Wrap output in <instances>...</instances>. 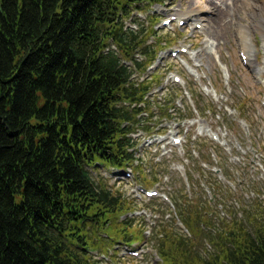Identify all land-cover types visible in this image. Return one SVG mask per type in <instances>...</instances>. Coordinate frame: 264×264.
I'll return each instance as SVG.
<instances>
[{"label": "trees", "instance_id": "obj_1", "mask_svg": "<svg viewBox=\"0 0 264 264\" xmlns=\"http://www.w3.org/2000/svg\"><path fill=\"white\" fill-rule=\"evenodd\" d=\"M163 1L0 0V264H98L93 250L146 239L121 219L131 201L93 173L138 164L129 132L153 87L133 74L158 50L124 21ZM171 199L188 232L154 228L160 262L264 264L254 214L251 227L233 216L219 228L210 199Z\"/></svg>", "mask_w": 264, "mask_h": 264}, {"label": "rangeland", "instance_id": "obj_2", "mask_svg": "<svg viewBox=\"0 0 264 264\" xmlns=\"http://www.w3.org/2000/svg\"><path fill=\"white\" fill-rule=\"evenodd\" d=\"M213 2L215 7L207 0L143 4L133 8L124 21L125 29L147 38L150 51L158 50L151 54L150 62L147 56L138 57L146 66L133 74L135 82L145 80L153 87L145 106L148 110L139 112L138 123L129 132L138 167H102L93 176L102 177L111 189L131 201L133 210L121 219H130L133 228L143 227L146 239L131 246L114 242L93 250L91 255L98 264H164L157 255L152 231L165 223L184 229L174 203L165 196L183 193L185 201L197 197L201 204L210 199L207 207L219 228L223 218L233 216L243 218L251 227L247 212L257 217L255 223L264 224V85L256 81L264 68V0ZM197 6L202 10L192 12ZM216 8L226 9L219 26L211 21L218 15ZM188 12L191 16L185 18ZM171 17L175 19L164 25ZM180 20L186 23L180 25ZM243 25L252 61L248 66L240 55ZM182 47L187 52H182ZM172 50L178 54L171 55ZM135 56H139L137 51ZM185 62L197 67L200 80ZM174 75L181 81H175ZM203 84L214 88L216 94H207ZM214 95L223 98L218 101ZM201 125L212 127L219 140L202 132ZM175 136L180 137L179 144H173ZM144 176L154 182L146 183ZM145 189L158 194L149 196ZM211 236L203 233L198 240L197 250L205 256L215 251L208 240ZM132 247L137 255L131 253Z\"/></svg>", "mask_w": 264, "mask_h": 264}, {"label": "bare ground", "instance_id": "obj_3", "mask_svg": "<svg viewBox=\"0 0 264 264\" xmlns=\"http://www.w3.org/2000/svg\"><path fill=\"white\" fill-rule=\"evenodd\" d=\"M208 1V3H210V4H212L214 7L216 6V4H213L214 2H213V0H207ZM222 2H224L225 0H221ZM233 3L234 4H237L238 3V0H233ZM196 10H202V7H199V6H197V7H195V9H193L192 10V12L193 11H196ZM215 11H217V16L216 17H214V18H212L211 19V21H212V25H217V26H219V25H221V22H222V19H223V17H224V15H225V13H226V9H221V8H216L215 9ZM191 12V11H190ZM186 15V17L185 18H188V17H190L191 16V14L188 12V13H185ZM264 20V19H263ZM198 22V21H197ZM263 24H264V21H263ZM240 34H241V37H243V39H244V41L242 42V49L244 50V54H247V61H248V63H251L252 61H251V57H250V50H249V47H248V42L246 43L245 41H246V39H247V37H248V33H247V29H246V26H244L243 25V27L240 29ZM210 39V38H209ZM210 43H211V45H212V47H213V45H214V42H212V40L211 41H209ZM189 66V65H188ZM223 69H224V71H227V69L226 68H224V66H223ZM189 70L195 75V76H197V78L200 80L201 78H202V75L200 74V72L198 71V69H197V67H195V66H189ZM203 89H204V91L207 93V94H212L213 92H212V90H211V88L209 87V86H207V85H204L203 84ZM214 94V93H213ZM215 96V99L216 100H220V99H222L223 97L222 96H218V95H214ZM200 129H201V131L202 132H206V133H209V131L206 129V127H205V125H201V127H200Z\"/></svg>", "mask_w": 264, "mask_h": 264}]
</instances>
